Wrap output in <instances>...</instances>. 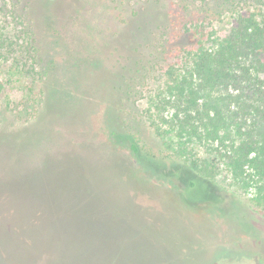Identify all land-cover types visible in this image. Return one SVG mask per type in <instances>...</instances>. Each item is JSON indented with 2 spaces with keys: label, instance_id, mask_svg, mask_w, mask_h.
<instances>
[{
  "label": "rangeland",
  "instance_id": "obj_1",
  "mask_svg": "<svg viewBox=\"0 0 264 264\" xmlns=\"http://www.w3.org/2000/svg\"><path fill=\"white\" fill-rule=\"evenodd\" d=\"M48 1L0 0V31L20 30L14 17L27 14L44 60L50 42L58 62L71 50L100 65L80 71L77 89L86 95L76 93L82 99L61 114L49 109L37 119L38 109L23 106L38 99L39 84L28 93L30 78L16 69L0 91V264H264V209L253 192L198 147L194 164L178 155L176 138L155 115L161 67L146 64L147 75L138 68L157 30L131 27L132 51L110 53L105 36L123 26L128 3L140 2ZM49 10L59 17L63 49L42 29ZM112 97L132 142L114 144L107 135ZM132 143L145 157L136 160Z\"/></svg>",
  "mask_w": 264,
  "mask_h": 264
},
{
  "label": "trees",
  "instance_id": "obj_2",
  "mask_svg": "<svg viewBox=\"0 0 264 264\" xmlns=\"http://www.w3.org/2000/svg\"><path fill=\"white\" fill-rule=\"evenodd\" d=\"M135 2L140 3H128L123 26L110 33L112 37L104 38L113 44L110 53L122 47L132 51L131 27L148 25L157 30L150 57L138 71L146 70L147 75L148 63L161 67L164 79L157 87L152 108L176 138V153L194 164L191 150L202 149L222 164L242 189L251 190L252 202L264 209V0ZM42 15V29L54 32V44L63 49L59 17L51 10ZM14 18L21 19L20 30L14 28L11 34L0 31V73L4 78H0V91L16 69L21 79L30 78L31 84L25 88L28 93L39 84L38 99L32 104L27 99L22 103L33 111L38 109L37 119L49 109L59 114L74 109L82 99L76 94L83 92L77 89L81 86L80 71H95L99 61L69 50L58 62L50 57V42H46L44 52L50 56L44 60L41 39L35 38L34 19L27 14ZM21 56L30 62L23 63ZM10 57L12 62L4 70L2 63ZM107 103L104 127L110 141L118 145L132 142L118 121L117 100L112 97ZM131 145L138 161L143 154L138 146ZM155 164L158 170L163 169Z\"/></svg>",
  "mask_w": 264,
  "mask_h": 264
}]
</instances>
